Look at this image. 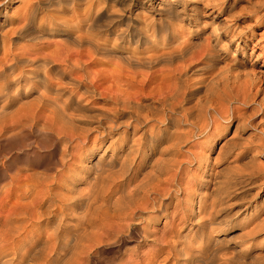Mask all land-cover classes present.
I'll list each match as a JSON object with an SVG mask.
<instances>
[{
	"label": "rangeland",
	"instance_id": "374dc122",
	"mask_svg": "<svg viewBox=\"0 0 264 264\" xmlns=\"http://www.w3.org/2000/svg\"><path fill=\"white\" fill-rule=\"evenodd\" d=\"M5 2L6 3L4 4H0V70L2 69L4 63H12L14 67L12 66V68L8 69L10 71H6L8 72L9 76L6 72L3 74L4 76L0 74V106L3 105L2 107L4 111H6L3 113V115L7 116L5 119L6 121H10L11 117L14 115H16V117L18 118L19 114H23V117L19 115L18 119L19 121L24 122V118H26L27 125L24 124L26 127L25 128L20 124L15 127L14 131L12 130V135L10 134V131L8 132L9 134L7 133V135L4 134V136L2 135L0 137L1 191L3 188V190H5L9 187V177L11 175L19 172L22 173L24 170L27 173H33L34 171L36 173L39 172L45 174L54 173L59 168L57 161L61 155L60 150L62 151L63 149V142L55 139L56 135L53 130L51 131V129H47L48 127L42 126H40V128L39 124H35L34 122H32V124L31 122L27 121L31 117L30 114L33 113V109L35 110L38 108L37 96L39 90L35 85L36 81L33 80V77L36 75V73L34 72L35 69L32 65L14 63L11 57H13L14 54L18 57L21 54L32 57H36V55L41 56L44 54H48L51 59H55V63L58 64L59 62V64H62L61 59L64 54L63 51L66 47H73V49H71L72 51H75L74 49H79V46H77V44H72L71 37L75 31V29H73L71 25L74 22L73 19L76 16L75 14L79 12L82 13L90 6V8L92 9V16L94 15L95 11H97L96 13L98 14L94 18L96 22V27H94L95 30L93 29L91 33L98 37L101 35L102 31L108 29L110 32H112L111 36L109 37H112L114 33L122 30L121 32H123L124 34V39L120 40L119 45H121L122 47L120 46L119 49H128L129 51L132 48V50H134L135 48L136 51L139 52L143 47H146L147 50L148 48L150 49V47L153 48L154 45L152 42L140 45V43L144 41V37L141 35V37L139 36L140 43L131 42V38L127 36L131 32V34H133L132 36H134V34H136L138 31L140 33L142 31L145 32V29L147 28L149 29V31L155 29V31L158 32L159 36L153 37L152 41L156 43L162 42L158 44H162V46L164 47L170 45V42L168 43V41H171V44L173 45L174 43H181L183 41L191 44L193 42V44L197 42V47H199L198 45L200 43L203 45L209 43L211 46L214 44L216 49H218L220 45L221 48L224 45V50H222L220 56L216 59V63H218L216 65H218V68L221 69V67H225L227 64L234 65L235 67L233 68V70L237 69V72H234L232 70V73H228L229 75H236V73L238 74L234 87H240V89H242L243 87V89H247L250 94L256 92L255 89L258 90L254 96V101H249L248 103L249 106L247 112L250 120L247 123L241 122L240 124V121H237L236 119L230 118L229 120H223L220 117L216 116L217 120L214 123H211L209 120L208 133L204 135L194 134L190 140L182 143V145L179 144L180 151L178 149V152L174 151L172 152L173 154L164 156L166 159H168L171 155V157L174 156L173 159L177 158L178 160L183 161L182 165H180V169L182 167L183 171H185L186 174L179 180L180 185H173L170 195L162 201L160 206L156 205L154 207L155 210L146 209L144 210L145 213L141 212V214L139 211L135 212L134 210V214L131 215L133 211H131L132 209L130 208L135 204H132L133 202L130 203L132 205H129V202H127V204L125 203L127 207L124 204V211L128 207L129 209L127 210V212L125 211L123 213V210L122 212H120L118 217L122 216L121 213H123L122 218H118L117 215L115 217L116 219L112 217L116 221L117 225L114 224L115 222L111 220V217H106L107 219L102 222L103 225L97 223L96 228L99 226V228H97L98 231H95L96 233L93 234L94 236H88L89 239L87 238V236H80L78 239L77 235V238L75 236L69 235L70 238L72 237L70 240L71 242H69L70 246H68L67 244V246H65L67 248H62L59 251L52 253L50 259H53L49 260L48 264H187L184 261L185 258L183 252H186V250L190 249L195 250L199 245H202V241L199 237L193 234V222L188 221L185 217V214L181 213V211L175 207L178 201L181 200V189L185 186H190V190H196V196H198V193H201V191L202 193L208 191L209 193H211V198L220 200V202L218 201L219 208L217 207V220L222 221L219 225L216 224L215 226H213L215 230L212 233V235H214L212 236V238L214 240L212 239L210 241L209 249H205V251L203 252L204 254H206V256H204L203 254V260L207 258V261H205L208 264H228L229 262H231L229 264H264V176L262 175V173H264V93L262 90L264 89V78H262L264 77V0H221V2L218 0H5ZM4 5L6 7H3ZM29 5H33L34 10L36 11L35 19L31 23L27 24L26 27L29 26L28 28L25 27L23 31L18 32V26H20L21 23L23 24L24 21L23 13ZM97 8L98 10H96ZM231 12L232 14H230ZM227 15L228 17H226ZM57 21L59 22L57 23ZM160 26L162 27L160 28ZM163 28H165V30L167 29L166 31L168 32V34L171 33L169 36L172 37H169L167 40L162 39L161 36L163 35V32L160 33V29ZM238 28L239 30L237 31ZM16 30L18 33L16 32ZM172 30H174L176 34L171 32ZM231 33L235 36H233V40H231ZM216 37L218 43L216 42ZM83 45L84 44H82V46ZM132 45L136 46L137 48L133 47ZM74 46L77 47L75 48ZM83 47L87 48L86 44ZM197 47L196 50L198 49ZM201 48H203L202 45ZM200 49H198V51ZM109 56V58L103 56H98L97 58L96 56V62L89 64L90 70L93 69L92 71H102L99 72L100 76H98L99 73H92V75H94V77L96 76L97 78L96 79L93 77L94 80L92 79V82L98 85V90L103 93H114L118 91L117 85L115 83L113 85L114 80L112 79V77H110L111 71L109 70L112 68V66H115L116 62L117 64H120L121 62L119 61L120 59H118V57L115 56V59V57H113L114 55L111 57V55L109 54ZM106 59H109L110 63L106 61L104 62V60ZM114 59L115 61L117 59L118 60L115 62ZM233 59H235V61ZM223 63H225L224 66H221ZM143 69L144 68H142V70ZM145 71H147V68L145 69ZM54 73L55 70L48 71V77H53ZM197 76L193 77L195 81L198 80V78L202 77L199 74H197ZM157 79L159 80V78L157 77L156 80L155 78H152L150 79V81L144 79L145 81H147L148 86L146 85L144 87L142 93L143 95L145 94L146 97L151 98L157 96L158 93L160 94L163 89V82L161 80H159L158 82ZM89 80H91V78H89ZM95 80H97V82ZM232 80L233 79H231L229 82L231 83ZM32 81L34 82L33 84ZM246 81L249 82L248 85ZM239 84L241 85L239 86ZM245 85H247V87ZM154 86H156L157 88ZM256 87L260 88L261 91ZM68 92L69 88L64 87V90L61 92V95L58 96V99L60 101H63L64 98L67 99L69 97ZM82 99L83 98H80V102H82L81 104H87L90 108H80L78 111H76L79 115V118H85L87 116H90V114H94V108L96 107L100 108V106H109L105 104L103 100L98 99L96 96L87 98L85 97L83 101ZM235 104L239 103L236 102ZM26 113H29V116ZM25 114L26 117H24ZM16 117H12V120H14ZM20 118L24 121L20 120ZM125 118L126 117L120 116L118 121L124 122ZM18 119L15 120L17 121ZM122 123L121 126L118 127V129H114L111 133L108 129H100L99 131H104V133L102 134H99L94 130L90 131V133H88L87 140L85 142H80V144L76 146L77 148H80L76 149L75 147L74 149V153L76 155L79 154V150L81 153H83V162L79 160L76 161L77 159H75L73 163L76 162V164L79 165L81 162L79 166L81 168L83 167L82 172H89L90 177H92L91 170H93V168L88 165L92 164L97 159L98 155H101V159H103V161H107L108 159H110V155H115L113 158H118H115L112 164L113 171L114 168L115 170H124L123 168L120 169L123 164L122 160L124 159V157L126 158V160H130H127V163L131 162L132 165L135 164V166L136 163L140 164L141 162L138 161L139 158H132L134 156L132 154H130V158H127L128 156H125V150H118L120 144H123L120 137L122 136L120 132L122 131L121 128H123ZM184 127L189 128V126L181 124V129H185ZM19 128L20 130L17 131V129ZM194 131L196 132L197 129L194 128ZM130 132L131 131L128 130L127 140L133 139V137L134 139H138L141 136V130H138V132H136L135 134ZM53 133L55 136L53 135ZM215 133L216 135H214ZM211 138H213L212 142L209 143ZM230 140L232 143L229 144L228 142H230ZM257 143L259 145L262 143L263 146L260 145V148L263 150L261 152L259 148L254 151L253 160L249 161L246 155L237 162L231 160L233 154L235 153V151H237V149H239L240 145H255ZM91 144L94 146L98 145V149L95 150L93 154L86 151L88 149L87 146H90ZM208 145L211 146L209 147L210 149H208ZM163 147H166V145H164ZM192 151L196 155L197 153L200 154V156L198 157L197 155V158H193ZM197 159L199 160L197 161ZM143 167L139 168V173L143 172L142 174H144L145 172H148L150 168L146 163L143 165ZM134 168L135 167L133 166V169ZM246 169H252L254 171L260 169V172L262 173L257 174L255 172L252 174L248 173ZM218 170L220 173H217ZM246 172L248 175L246 174ZM209 175H215V177L218 176L219 178L217 177V179H215L214 177L211 180ZM91 179L92 178H89L87 181L92 183ZM213 181L217 182L214 183ZM200 183L202 184L201 187L199 186ZM85 185L84 183H79L77 185V189L80 190L81 188L82 192H85V189L87 188H84ZM124 186L125 185L123 183L122 185H119V190L114 195V197L123 194L122 192H124V188L126 187ZM55 190H58V192H60L59 189ZM17 192V190L13 192L11 202L15 200L14 196L19 193ZM217 193L219 194L217 195ZM176 201L177 203H175ZM156 207L159 208L156 209ZM164 207H166L167 209ZM43 208L44 206H42L41 209ZM184 209L185 213H188L186 211L187 209ZM77 213L79 214V211L77 212L76 210V212H74L72 216H70V218H67L68 220L66 219L68 221V225H76L78 217L75 214ZM173 213L176 214L174 215ZM44 219L40 223V230H42V232H39V230L38 232H30L32 234H30L29 232L26 233L27 231L23 234L20 233L21 235L19 234L17 236L19 247H16L13 250L19 251L24 250L31 245H35L36 247L40 245V243L45 239L46 235L43 230V225L47 221H49L47 220V218ZM117 219H120V224L117 223ZM124 219L126 221H124ZM172 219L174 221V224H172ZM42 223L43 225H41ZM121 224L123 225V227H121ZM115 225L117 227L115 228L116 231L115 229H113ZM49 227L46 228L48 229V232H50L49 229H51ZM106 227H108V229H106ZM120 229L122 231H120ZM251 229L254 230L253 233L250 232ZM102 230L103 232L99 233V231ZM160 230L165 232L163 233ZM169 231L170 233H168ZM115 232L118 233L115 234ZM74 237L76 238L75 240ZM164 237L165 240H163ZM166 238H169V243ZM31 239L33 240L31 241ZM65 240L66 238H63V241ZM76 240L79 242H77ZM87 240L90 244L86 242ZM75 241L77 243H75ZM170 243L173 244L170 245ZM75 244H77V247L72 246ZM4 249L2 248V250ZM71 249L73 250L71 251ZM213 251L214 253H212ZM60 253L62 254V258L60 256ZM226 253L228 254L226 255ZM215 254H219L220 259ZM55 255L56 257H54ZM230 255L232 256V258ZM226 256H228L230 259H228V257ZM225 257L226 259H224ZM209 258H211V261L208 260ZM128 259L132 260L129 261ZM202 259L201 261H197L201 263L203 262Z\"/></svg>",
	"mask_w": 264,
	"mask_h": 264
},
{
	"label": "bare ground",
	"instance_id": "6f19581e",
	"mask_svg": "<svg viewBox=\"0 0 264 264\" xmlns=\"http://www.w3.org/2000/svg\"><path fill=\"white\" fill-rule=\"evenodd\" d=\"M218 1L221 2V0ZM4 3H6L5 0H0V4H4ZM3 7L6 6L4 5ZM90 7L85 11H83L82 13L79 12L75 14L76 16L73 19L74 22L71 24L72 28L75 29V31L71 37H72V44L73 43L75 45L77 44V46H79L78 47L79 49H74L75 51H72L71 49H73V47L72 48L66 47L65 50L63 51L64 54L61 59L62 64L61 63L59 64V62L58 64L55 63L54 62L55 59L54 60L53 58L51 59V57L48 54L46 55L44 54L41 56L36 55V57L25 56L24 54L23 55L21 54L18 57L14 54V56L11 57L14 63L30 64L35 69L34 72L36 73V75L33 77V80L36 81L35 85L38 87L39 90L37 96L38 108L35 110L33 109V113H31L32 115L30 114L31 117L27 121L31 123L34 122L35 124H39V127L40 126L48 127L47 129L49 130L51 129V131L53 130L56 135L55 139L63 142L62 143L63 149L62 151L60 150L61 155L59 154L60 157L58 158L57 161L59 168L58 169L56 168L57 170L54 173L45 174L39 172L36 173L35 171L33 173H27L24 170L22 173L19 172L11 175L9 177L10 178L9 187L8 188L6 187L7 189L5 190H3L4 188L2 189V191L0 190V249H1L0 264H48L49 260L53 259V258L50 259L52 253L57 252L62 248L63 249L67 248L65 247L67 246V244L68 246H70L69 242H71L70 240L72 237L70 238L69 235L75 237L77 235L78 239L80 236H87V238L89 239L88 236L95 234L96 230L98 231L97 228H99V226L96 228L97 223L102 224V222L105 219H107L106 217L115 218L116 215L118 217V215L120 214V212H122V210L123 213L125 211L127 212L129 207L125 211L123 209L125 203L127 204V202H129V205L135 204L133 207L130 206L131 207L130 209H132L131 211H133L131 215L134 214V210L135 212L139 211L141 214V212L143 213L144 210L146 209H154L156 205L160 206L162 201L170 195L173 185L175 184L180 185L179 180L182 178V176L186 174V172L183 171L182 167L180 169V165H182L183 161L178 160L177 158L173 159L174 156L171 157V155L169 156V158L166 156L168 158L166 159L164 157L165 155L173 154L172 152L177 151L179 149V146L182 145V143L190 140L194 134L204 135L208 133L209 120L211 123L212 122L214 123L217 120L216 116L220 117L223 120H229L230 118L236 119L237 121H240L239 122L240 124L241 122L247 123L250 120L247 112L249 106L248 103L249 101H254V96L258 90L255 89L256 92L252 93L254 94L252 95L249 93L247 89H243V87L242 89H240V87L237 88L234 87L238 74L237 73L236 75L228 74L233 70V68L235 67L234 65L227 64L225 67H221V69L218 68V65H216L218 64L216 63V59L220 56L222 50H224L225 48L224 45H223L224 48L223 47L221 48L220 45V47L216 49L214 44H213L214 46L213 45L211 46L207 42H202L207 44L203 45L200 43L198 45L199 47H197L196 44L197 42L195 44H193L194 42L191 44L186 41L185 43L182 40L184 43L179 42L176 44L174 43V45L171 44V41H168V43L170 42V45L164 47L162 46V44H158L162 42L156 43L152 41L153 37L159 36L158 32H156L155 29L149 31V29L147 28L145 29V32L142 31L141 33L138 30H136L138 32L134 34V36H132L133 34H131L132 32L130 31L131 33H129L127 36L130 37L131 38L130 41L134 43L137 42L140 43L139 38L143 36L144 41L141 42L140 45L148 44L152 42L154 45L153 48L150 47V49L148 48L147 50L146 47L141 46L143 48L142 49L140 48L141 50L139 52H137L135 48L134 50H132L133 49L132 48L131 49L132 51L131 50L128 51L127 48H125L127 50H121L119 49V47L121 46L119 45V42L121 39H124L123 38L124 34L123 32H121L122 30L117 33H114L112 37H109L111 36L112 32H110L108 29L102 31L101 35L98 37H96L94 34L91 33L94 27H96V22L94 18L98 14L96 13L97 11H95L94 15L92 16V9ZM96 10H98V8ZM35 12L36 11L34 10L33 5L27 6V8L23 13L24 15L23 18L24 21L22 20L23 24L21 23L22 22L21 21L20 22L21 25L18 26L19 28L17 27L19 30L18 32L23 31L27 26V24L31 23L35 19L36 16ZM230 14H232V12ZM226 17H228V15ZM58 22L59 21H57V23ZM161 27L162 26H160V28ZM166 30L165 28L160 29V33L163 32L161 38L164 40L165 39L167 40L169 37H172L169 36L171 33L168 34ZM238 30L239 28L237 29V31ZM171 32L176 34L174 30H172ZM233 36L234 35H232L231 40H233V38L235 37ZM216 42H217V37H216ZM82 44H84L83 46H85L86 44L87 48H84ZM201 45L203 46V48H201ZM132 46L136 47L134 45ZM196 47L198 49L200 48L201 49L198 51V49L196 50ZM109 54L111 55V57L113 55H114L113 57L115 56L118 57V59H120L119 61L121 62L120 64H117L116 61L118 59L115 61L116 59L115 57L114 61L116 62V64L115 66H112L111 68L112 70L111 69L109 70L111 71L110 77H112V79L114 80L113 85L114 83L117 85L118 91L114 93H103L98 90V85L92 82L94 80L93 79L94 75H92V73L95 74L102 71L94 70L95 71L94 72L92 71L93 69L90 70L89 64L96 62L97 60V59L95 60L96 56L97 58L98 56L109 58L110 57ZM233 60L235 61V59ZM105 61L109 62V59L104 60V62ZM224 64L225 63H223L221 66H224ZM12 66H13L12 63L9 64L4 63L2 69L0 70V74L3 75L8 69L12 68ZM142 68L144 69L142 70ZM146 68L147 71H145ZM153 68H157V69H153ZM52 70H55L54 76L49 78L47 73L48 71H52ZM236 70L237 69H234L233 71L237 72ZM6 73L8 74V72ZM197 74H199L202 77L198 78V80L195 81L193 77L197 76ZM98 76H100V73ZM230 76L233 78H231ZM156 77L163 82V87H162L163 89L160 92V94L158 93L157 96L153 95L154 97L151 98L146 97L145 94L144 95L142 94L143 89L147 85V81H150V79L152 78H155L156 80ZM89 78H91V80H89ZM94 78H96V76ZM230 78L233 79L231 83L229 82L231 80ZM144 79H147V81H145ZM95 81L97 82V80ZM33 83L34 82L32 81V84ZM248 83L249 82H247V85ZM241 84H239V86ZM237 85H238V81H237ZM247 85L245 86L247 87ZM64 87L69 88V92H68L69 97L67 99L64 98L65 101L64 100L60 101L58 99V96L61 95V92L64 90ZM258 89L260 90V88ZM262 90L264 93V89ZM76 92L79 93L80 95L77 94ZM93 96H96L98 99L103 100L104 103L109 106L101 107L99 105L100 108L97 107L94 108L95 111L94 114H90V116H87L85 118H79V115L76 111H78L80 108L82 109L90 108L89 105L87 104L84 103H83L84 105L81 104L82 102H80V98L84 99L85 97L87 98ZM236 102L239 104H235ZM2 106H0V137L2 135L4 136V134L7 135V133L10 131H11L10 134L13 133L15 127H17L20 124L23 125L24 127L25 125H27L26 118H24L25 121L20 118V120H23L24 122L19 121L18 119L19 115L23 117V114H19L18 118L16 117V115H14L16 117L15 119H18L17 121L15 119L12 120V117L14 116L11 117L10 121L8 120L9 122L6 121L5 119L7 116L3 115V113L6 111H4ZM26 114H28L29 116V113ZM26 114L24 115V117H26ZM120 116L126 117L124 122L122 121L123 123L121 121H118ZM121 123L123 125V128H121L122 131H120L122 136L120 135L119 136L121 137L123 144H120L118 150L119 151L125 150L126 151L125 156L126 157L128 156L127 158H130L129 157L130 154L134 155L132 158L135 157L136 159L139 158L138 161L141 163L138 164L135 162L136 166L135 164L132 165L131 162L127 163L126 161L129 159L126 160V158L124 157V159L122 160L123 164L121 163L122 166L121 168L119 167L120 169L123 168L124 170L121 171L119 169H116L119 170L116 171L114 168L113 171L112 164L114 162V159L116 158V157L113 158L115 155L114 156L110 155L111 157L107 161H103V159H101V155L100 156L98 155L97 159L92 164L88 165L93 168V170L90 169L92 172L91 174L92 177H90L89 172H84V171L82 172L83 167L81 168L79 165L81 164V162H83L84 155L83 153L80 152V150L78 152L79 154L76 155L74 153L75 147L79 145L80 142H85L87 140L88 133H90V131L94 130L97 131L99 134H102L104 133V131L103 130L99 131L100 129H104V130L108 129L109 132L111 133L114 129H118V127L121 126ZM180 123L189 126V128L187 127L188 128L187 129L184 127L187 130L183 128L181 129ZM194 128L197 129L196 132L194 131ZM18 130H20V128L17 129V131ZM128 130H130L131 131L130 133L133 134L138 132V130H141L140 133L141 136L139 137L140 135L139 134L138 139H134L133 137V139L127 140ZM214 135H216V133ZM212 139L213 138H211L209 143L212 142ZM163 143L164 145H166V147H163L164 146ZM228 143L229 144L232 143L231 140ZM260 145H262V143ZM260 145L258 143L255 145L252 144L251 145L246 144L245 146L240 145L239 149H237V151H235V153L233 154L231 160L237 162L245 155L246 157H248L249 161L253 160L254 151L259 149ZM209 147L211 146L208 145V149H210ZM79 148L76 147V149ZM87 148L88 149L86 151L93 154L94 151L98 149V145L94 146L91 144L90 146H87ZM262 150L263 149L260 148L261 152ZM197 155L198 157L200 156V154L198 153ZM197 155L194 154L192 151L193 158H197ZM75 159H77L76 161L78 160L81 161L79 165H77L76 162L73 163ZM198 160L199 159H197V161ZM145 163L147 164L148 167H150L148 172H145L144 174H142L143 172L139 173V168L143 167ZM133 166L135 167L134 169ZM219 170L217 171V173L219 172ZM40 172H46V171H40ZM247 172L252 174L255 172L257 174L262 173L260 172V169L256 171L250 169L247 170ZM262 175L264 176V173H262ZM214 177L215 175L210 176L211 180ZM217 177H215V179H217ZM89 178H92L91 179L92 183L87 181ZM79 183H84V185L85 184L89 185V186L86 185L84 186V188L87 187L85 189V192H82L81 188H80L81 191L77 189L78 188L77 185ZM122 183L126 186V187L124 186L125 190L124 192H122L123 194L119 193L120 195L114 197V195L119 190V185L120 184L122 185ZM199 186L201 187L202 184L200 183ZM189 188L190 186L182 187L181 189L182 191L180 190L181 200L178 201L177 199L178 203L176 201L175 203H177V205L174 206L177 209H179L181 213L185 214V217L187 218L188 221L193 222L194 224V229L192 230L193 234L200 238V240L202 241V245H199L198 248H196L195 250L189 248L190 250H186V252L184 251L183 252L185 258L184 261L187 264H201V263L208 264L206 262L207 258L205 259L206 261L202 259L204 258L203 252L205 251V249L207 250L209 249L210 241L213 239L212 236L214 235H212V233L215 230L213 226H215L216 224L219 225L220 222L222 221V220L221 221L217 220V211L219 208L218 201L220 202V200L211 198L212 197L211 193H209L208 191H207L208 193L207 192L202 193L201 191V193H198L199 195L196 196L197 195L195 194L196 190H190ZM55 189H59L60 192H58V190ZM16 190L19 193L18 192H17L18 194L16 193L17 195L14 196L15 200L11 202V198L13 197V192H15ZM218 194L219 193H217V195ZM131 202L133 203L130 204ZM42 206H44L43 209H41ZM158 208L159 207H156V209ZM184 208L187 209L186 211L188 213H185ZM76 210L77 212L79 211V214L77 213L79 216L75 214L78 217L77 223L76 225L70 226L68 225L67 218H70V216H72V214L76 212ZM123 213H121L122 216ZM122 216L119 217L122 218ZM44 218H47V220L49 221H47L44 225L43 223L41 224L43 225V230L46 235H45V239L40 243V245H38L37 247L35 245H31L28 248H26L27 250L26 249L19 251L13 250L16 247H19L17 236L20 233L23 234L26 231H27L26 233L38 232L41 229L40 223L41 221H43ZM113 218L111 220H113V222H115L114 224H116V221ZM111 220H110V224H111ZM119 220L120 219H117L118 224H120ZM124 221L126 220L124 219ZM172 224H174V221L172 222ZM116 225L113 229L117 228ZM48 227L51 228L49 229L50 232H48V229H46ZM121 227H123V225ZM106 229H108V227H106ZM120 231L122 230L120 229ZM253 231H254L253 229L250 230V232L252 233ZM39 232H42V230H40ZM101 232H103V230L99 231V233ZM117 233L115 232V234ZM168 233H170V231ZM75 237L74 240L77 238ZM63 238L64 239L66 238V240L63 241ZM166 239L168 240L169 243V238ZM32 240L33 239H31V241ZM163 240H165V237ZM76 241L75 243L79 242ZM86 242L88 243L89 241L87 240ZM171 244L173 243H170V245ZM8 245L12 250L9 249ZM72 246L77 247V244ZM2 248L8 250L5 249L2 250ZM72 250L73 249H71V251ZM212 253H214V251ZM227 254L228 253H226V255ZM60 256L62 258L61 253ZM204 256H206V254H204ZM217 256L220 259L219 254ZM54 257H56V255ZM226 257L224 259H226ZM201 259L203 262L199 263L197 260L201 261ZM210 259L211 258H209L208 260ZM228 259L230 258L228 257Z\"/></svg>",
	"mask_w": 264,
	"mask_h": 264
}]
</instances>
